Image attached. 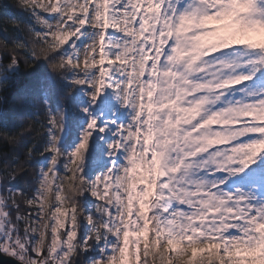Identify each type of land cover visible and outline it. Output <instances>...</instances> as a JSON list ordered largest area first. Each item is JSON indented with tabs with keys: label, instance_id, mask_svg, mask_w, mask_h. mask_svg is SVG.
<instances>
[{
	"label": "snow or ice",
	"instance_id": "obj_1",
	"mask_svg": "<svg viewBox=\"0 0 264 264\" xmlns=\"http://www.w3.org/2000/svg\"><path fill=\"white\" fill-rule=\"evenodd\" d=\"M166 2L168 14L171 15L174 26L183 24L185 20L192 17L182 15V13L192 7L194 0H166ZM248 6L250 16L259 14L264 17V0H248ZM20 8L31 11L34 19L43 27L44 31H35L31 25H28V31L33 41L46 45V47L30 46L25 36L24 40L14 38L11 43L0 38V104L4 102L6 92L11 86L9 74L5 70L19 67L28 69L40 59L45 60L54 73L69 80L72 87L66 91L65 95L70 94L73 88L79 87L89 99L86 105L79 106V110L86 119L80 123L79 138L70 144L67 150L59 146L66 127V109L61 106L53 111L46 97L34 104L33 117L24 118L19 128H10L0 115V145L16 135L24 136L26 133H31L36 126L40 129V138L46 137L39 153L34 151L37 143L28 149L27 163L33 168V177L27 186L20 183L22 177L27 176V170L19 175L11 171L17 158L6 159L0 151V165L10 169L7 179L0 176V255L16 260L17 264H26V262L27 264H73L72 256L77 251L76 242L83 240L79 253L88 258L90 264H111V261L118 256V247L113 245L112 241L119 237V232L114 228V217L119 211V205L112 200L111 195H104V186L110 181L117 180L120 172L118 166L125 163L123 157L131 144V140L127 144L124 143L126 129L131 126L134 130L136 127L133 122L136 110L130 107L135 100V92L129 89L132 93L131 100L122 95L124 82L128 77L117 71L115 66L107 75L102 74L108 69L107 63L96 64L92 67L85 66V59L80 57L78 52L89 43L90 28L93 32L99 31L88 24L86 17L82 16L84 21L82 24L75 25L77 34L72 36L71 40L67 39L69 44L73 45L71 52H67L61 48L64 42L57 44L53 40L54 34L49 31L51 21L66 19L61 16L58 4L46 9L43 3L36 4L35 0H31V3L26 2ZM93 8L95 4H90L89 15ZM39 10L53 15L44 19ZM232 14L228 12L229 16ZM222 15L225 14L222 13ZM9 24L23 32L20 25L24 23L13 14H8L4 20V25ZM71 25L72 21L68 20L64 27ZM2 30L7 31V27H3ZM113 35H115L114 29L108 28L104 30L102 38L108 40ZM195 39L203 44H211L210 51L226 50L219 53L214 51L212 57L216 61V67L220 70L218 75L223 85L264 80V49L250 47L241 53L239 49L234 50L228 47L229 43L238 44V41L221 42L220 38L213 33L202 34ZM168 43L171 45L172 41ZM73 49L76 51L74 52ZM108 51L109 55H113L119 49ZM170 51L168 47H165L162 55L168 56ZM92 56L96 57L97 53L92 52ZM192 59L195 60L196 57L193 56ZM93 75L98 77L95 89L90 80ZM143 79H148L147 74ZM221 83L216 85L217 90L222 93L217 100H221L225 92V87H221ZM105 86L114 89L112 95L120 106L130 108L131 114L128 122L102 121L101 125L97 126L100 116L93 110L92 105L97 102L96 98ZM29 90L27 85L19 88L15 93L14 101L22 103ZM64 98V96L60 97L62 102ZM223 109L239 111L242 114V123L235 125L242 131L224 137L231 142L230 145H219L216 141H209V143H217V147L209 148L207 151L201 149L199 153L203 155L194 156L196 159L191 173L199 171L200 176L208 177L207 181L193 180L188 171V164L184 163L181 166L178 162L179 156H177V162H175V167H172V171L176 172L179 168L183 173L181 179L193 180L199 187L207 190L205 195L201 196L202 202L206 207L220 208L221 211L217 215L229 217L223 220L226 228L222 236L235 238L247 234L251 228L257 226L258 222H264V97H253L248 103L234 102ZM25 126H27V131ZM97 133H111L110 136L102 137L106 143L111 167H105L95 176H89L84 161L91 154L92 143ZM114 142H119L122 146L114 149ZM110 143L111 148H109ZM34 153L36 155L47 153V165L32 166L30 161L35 156ZM258 153L259 157H257ZM254 169L259 171V175L251 178L247 183V190L241 187L234 191L231 189L224 191L228 183H231L230 177L236 173L248 177ZM112 191L116 192L118 188L113 186ZM41 192L47 195V200L41 196ZM67 193H71V196ZM17 197L24 198L23 211L17 202ZM44 205L47 207L46 217L36 216V210L43 212ZM181 208H185L184 214L186 215L189 211L186 206L176 203L169 205V213L180 216ZM233 209H235L234 212ZM66 212L67 216H65ZM169 213H165L160 219H167ZM97 216L103 218L99 224L96 223ZM237 216L241 218H235ZM40 219L45 220L42 235L45 240L49 241L48 247L33 246V241L37 236L36 224ZM138 223L142 222L138 221ZM85 226L89 233L88 236L84 235ZM195 231L194 228L193 233ZM168 235L171 236V230L168 231ZM50 236L55 239L49 240ZM181 238L189 241L186 247L192 253L188 257L191 264H197L199 255L206 248L215 247L208 243L207 237L199 239L194 235H188ZM172 254L170 251L167 253L169 257ZM227 254L226 251L225 255ZM142 264H148L147 255L142 257Z\"/></svg>",
	"mask_w": 264,
	"mask_h": 264
},
{
	"label": "rangeland",
	"instance_id": "obj_2",
	"mask_svg": "<svg viewBox=\"0 0 264 264\" xmlns=\"http://www.w3.org/2000/svg\"><path fill=\"white\" fill-rule=\"evenodd\" d=\"M35 1L37 4L43 3L46 9L59 5L61 16L66 17V19L51 21L49 31L63 29L66 37L70 40L72 36L77 34L75 25L82 24L84 22L82 16L86 17L88 24L92 28L99 29V31L93 32L90 28L89 35L91 39L78 52V55L85 59V66L92 67L96 64L107 63L108 69L104 70L103 75H107L115 66L117 71L128 77L124 82L125 87L122 95L131 100L132 93L129 92V89H133L135 92V100L130 104V107H134L136 110V115L133 118L136 127L134 130L131 126L126 129L124 143L127 144L131 140V144L126 149V155L123 157L125 163L118 166L120 172L117 180L115 182L110 181L104 186L108 189H112L113 186L118 188V191H112L113 200L119 205V211L114 217V228L119 232V237L112 241L113 245L118 247V256L111 261V264H142V257L145 256L148 243H150L149 251L156 256V263L158 264H168L169 261L172 264L171 262L179 253H182L183 259L180 262L191 263L188 257L192 253L186 247L189 241L181 238L188 235H194L195 238L199 239L207 237L208 243L215 245V247L206 248L199 255L197 264H211L215 260L213 256L219 257V263L222 264H264V222H258L257 226L251 228L245 235L235 238L222 236L226 228L223 220L229 217L217 215L221 211L220 208L205 206L201 196L205 195L207 190L199 187L193 180L207 181L208 177L200 176L199 171L191 173L196 159L194 156L200 157L203 155L199 153L201 149L207 151L209 148H216L217 143L219 145H230L231 142L224 139V137L242 131V129L235 127V125L242 123V114L235 110L228 111L223 107L234 102L248 103L251 102L253 97H264V84L261 80L251 82L246 87H241L238 84L236 86L232 85L230 87L232 89H228L223 85L218 75L220 70L216 67V61L212 57L214 51L219 53L226 50L215 49L210 51L211 44H203L195 37L213 33L220 38L221 42L235 40L240 43L244 42L243 39H246L249 33L252 42L247 46L239 45L240 47H237V44H228L230 49H239L242 53L250 47L264 49V28L259 31L254 30L255 25L251 19L245 18L246 14H242L240 11L232 12L231 9H228L225 15L219 18L214 16L212 20L207 22L190 17V22L185 20L183 24L174 26L171 15L168 14L166 0H143L142 4L138 2L139 0H126L127 5H131L133 10H141V15L135 22L128 19L127 11L121 14L114 3L116 0ZM236 2H239V0H236ZM90 4H95L91 15L88 14ZM228 12L233 14L229 16ZM147 13H150V16ZM45 14L47 15L46 19L53 15L50 13ZM68 20L72 21V25L64 27ZM108 28L114 29V32L119 34L104 40L102 38L104 30ZM143 28L149 34L147 38L151 42L150 45H147V48L145 41H143ZM197 29L200 30L197 31ZM130 34H133L134 38ZM168 36L172 39L171 45L168 43ZM178 39L187 41L190 47L178 46L171 61L166 60V56L162 55L165 45L171 50L176 46ZM194 45H198V47H194ZM110 49H119V51L109 55L108 50ZM75 51L76 49H74ZM92 52H96L97 56L93 57ZM193 56L196 57L195 60L192 59ZM186 58L196 67V71L191 73L188 78L190 84L193 80L195 81L194 86L186 89L181 88L179 99H177L176 88L172 89V95L169 98H162L161 89L166 87L163 81L173 85L179 83L177 79L179 73L176 66L185 63ZM165 65H168V67H165ZM7 70L12 71L15 68ZM166 73L171 75H166ZM146 74L147 80L143 79ZM90 80L93 89H95L98 77L93 75ZM103 83L107 82L103 81ZM218 83H221V87H225L221 100H217L222 95L217 90L216 85ZM239 84H242V81ZM212 90H216V92L208 93ZM113 91L114 89L105 86L97 96V102L92 105L93 110L100 116V119L97 120L98 127L102 121L128 122L130 119V108L120 106L112 95ZM88 99V96L81 90V94L78 96L79 106L86 105ZM183 109H196V113L193 115L190 111H182ZM177 113H179V118ZM82 115L84 116L83 113ZM141 117L143 118L141 119ZM196 118L199 120L198 124L194 129H188L187 125ZM201 129H210L213 134L201 136L197 139L196 134ZM188 133H191L189 139L195 141V146L191 149L185 143V136ZM105 135L110 136L111 133H100L103 149L97 158L99 166L95 171H91L93 176L102 172L105 167H111L106 143L102 139ZM158 137L159 139H157ZM209 141H216L217 143H209ZM177 143L183 151L179 149L173 151V149H176ZM158 144L159 147H157ZM121 146L119 142L113 143L114 149ZM259 155L258 153L257 157ZM177 156L180 158L178 162L181 166L184 163L188 164V171L193 180L181 179L183 173L179 168L176 172L172 171L173 166L168 164L167 160L173 159L177 162ZM137 169H142L143 183H150L151 190L156 196L160 195L159 189L156 187L157 175L164 178V180L159 179V186L161 189L162 181L171 196L167 199L166 195V200L170 202L171 199H174L179 204L185 205L189 211L185 215V208H181L180 216H174L168 212L167 220L171 236L162 237L161 234H158L159 243L154 242L153 244L152 241L150 242L144 228L136 227V231L133 232L134 240L130 255L128 254L129 237L127 230L128 225H130L128 223L131 221L130 200L132 190H134L130 179L132 172ZM250 176L244 177L242 174L236 173L229 178L231 183H228V187L224 191L230 189L234 191L241 187L247 190ZM144 189L145 186L141 184L139 190L141 194L139 196H143ZM40 194L47 200L48 197L44 192ZM232 211L234 212L235 209ZM46 215V205H44L43 212L39 210L36 212L38 217H46ZM65 216H67V212ZM235 218L241 217L237 216ZM44 223L45 220L40 219L36 224L37 236L33 241L34 247H48L49 241L45 240L42 235ZM194 228L196 229L195 233H193ZM54 239V237H49V240ZM249 239H251V243L247 242ZM165 241L167 244H165ZM213 249H216L219 253L216 251L213 255ZM169 251L173 253L170 257L167 255ZM226 251L227 255H225ZM86 264H90L89 259H87Z\"/></svg>",
	"mask_w": 264,
	"mask_h": 264
},
{
	"label": "trees",
	"instance_id": "obj_3",
	"mask_svg": "<svg viewBox=\"0 0 264 264\" xmlns=\"http://www.w3.org/2000/svg\"><path fill=\"white\" fill-rule=\"evenodd\" d=\"M31 3V0H0V38L5 41L11 43V41L15 39L28 41L30 46L41 48L46 47V45H41L36 43L31 38V33L28 31V25H31L35 31H44L43 27L34 19L31 11L20 8V6L24 3ZM36 2V1H35ZM37 4V2H36ZM42 18L46 19V14L43 10H39ZM8 14H13L24 24H21L20 27L23 32L13 26V25H4V20L7 18ZM7 27V31H3L2 28ZM52 32V31H50ZM53 40L57 42V44L64 42V45L61 46L67 52H71L72 44H69L67 41L68 37H66L63 29H57L52 32ZM251 36L248 33L247 38L243 39L244 42H240V44H250ZM74 51V49H73ZM9 74L11 80V86L6 92V98L2 104H0V115L3 116L4 121L9 125L10 128H19L24 118H31L34 115V104L38 103L42 98H47L50 101V106L53 111H55L58 107L63 106L66 109V127L68 128V135L65 138L64 142L60 143L59 146L68 149L69 145L74 143L79 138V129L80 123L84 120V116L79 110V101L78 96L81 94V89L79 87L73 88L71 93L65 95L66 91L71 88V84L68 79L62 78L57 73H54L52 69L49 68L48 63L43 60H37L32 66L28 69H24L22 67L15 68V70L8 71L5 70ZM248 82V81H246ZM29 86L28 95L25 97L22 103H16L14 101L16 91L23 87ZM64 96L63 102L60 97ZM98 126V121H97ZM25 130L27 131V126H25ZM40 129L38 126L34 127L31 133H26L24 136L16 135L12 139L7 140L6 143L0 145V151L3 152L6 159L11 157H16L17 162L11 171H15L17 175L25 172L27 170V176L22 177L20 183L27 184L31 183V178L33 177V168L29 166L27 163L28 160V149L35 145L34 151L39 153L46 141V137L42 136L40 138ZM40 138V140H39ZM100 133H97L95 140L92 143V151L91 154L87 156V159L84 161L87 167V171L89 176H93L91 171H95V169L99 166L97 158L101 153L103 146L100 140ZM30 164L32 166H46L48 162V154L39 155L34 153ZM62 164V161H61ZM62 170V167H61ZM142 169H137L132 172L131 176V184L133 186L132 197L130 200V218L128 224V248L129 253L131 252L132 242L134 240V233L136 231V227L144 228V232L147 235L148 240L151 242L159 243L157 236L161 234L162 237H166L168 235V220H161L160 218L164 216L165 213L169 212V205L172 203L178 204L176 201H168L165 196L167 194L166 187L161 188L159 186L160 180H164V178L158 177L156 182V187L159 189L160 195L156 196L151 190V184L148 182L143 183L142 178ZM10 169H8L4 165H0V176L4 179L8 178V173ZM138 171V173H136ZM254 174L259 175V171L254 169ZM144 185V194L143 196H139L141 192L140 186ZM67 192V190H66ZM68 196H71V193H67ZM104 195H111L113 200V192L112 189H108L104 187ZM167 197V196H166ZM17 202L21 205V211L24 208V198L17 197ZM37 212V210H36ZM103 218L97 216L96 223H101ZM138 221L142 223H138ZM159 229V230H158ZM84 235L88 236L89 233L86 230V226L84 229ZM167 241V240H166ZM165 241V244L167 242ZM92 242V241H90ZM77 251L73 253L72 260L73 264H86L87 259L82 254L79 253V247L83 244V240L77 241ZM150 243L146 245L145 255L148 256V264H158L156 263V256L150 253L149 251ZM216 249H213L216 252ZM218 252V251H217ZM219 253V252H218ZM131 255V254H130ZM215 257L214 261L211 264H222L219 263L218 257ZM182 253H179L176 258L171 262L172 264H191L182 261Z\"/></svg>",
	"mask_w": 264,
	"mask_h": 264
},
{
	"label": "clouds",
	"instance_id": "obj_4",
	"mask_svg": "<svg viewBox=\"0 0 264 264\" xmlns=\"http://www.w3.org/2000/svg\"><path fill=\"white\" fill-rule=\"evenodd\" d=\"M231 9L232 12L240 11L242 14H246V19H251L253 24L255 25L254 30L259 31L262 28H264V17H262L259 14L255 15H249V6H248V0H239V2H236V0H194L192 7L189 9H186L182 15H191L194 19L202 22H207L212 20V18L215 16L219 18L223 14H226V10ZM200 29H197L199 31ZM183 45L184 48L190 47V44L187 41H181L177 40L176 46H174L171 51L169 52L168 56H166V60L171 61V58L173 57V54L175 53L178 46ZM165 67H168V65H165ZM177 71L179 73L177 79L179 83L177 84H168L167 81H163V83L166 85V87L161 89V96L162 98H169L172 95V89L176 88L177 92V99L180 97V89L181 88H187L192 87L195 84V81L193 80L192 83H189V75L196 71V67L187 60L185 63L176 66ZM166 75H171L170 73H166ZM182 111H190L193 115L196 113V109H183ZM177 117L179 118V113H177ZM213 134L211 130H205L201 129L197 134L196 138L198 139L201 136H208ZM191 137V133L186 134L185 136V143L187 144V147L191 149L195 146V141L189 139ZM159 139V137L157 138ZM179 139V138H178ZM167 143V141H165ZM112 147V144H109V148ZM159 147V144L157 145ZM180 150V145L177 143L175 150ZM168 164H171L173 167H175V160L169 159L167 160ZM248 243H251V239L247 241ZM230 243V241H229Z\"/></svg>",
	"mask_w": 264,
	"mask_h": 264
},
{
	"label": "bare ground",
	"instance_id": "obj_5",
	"mask_svg": "<svg viewBox=\"0 0 264 264\" xmlns=\"http://www.w3.org/2000/svg\"><path fill=\"white\" fill-rule=\"evenodd\" d=\"M138 2H140L142 4L143 0H139ZM114 3L118 7V10H120L121 14H124V12L127 11L126 13H128V19H130L131 21L135 22L137 19H139V16L141 15V10H138V11L133 10V7L131 5H129V4L127 5L126 0H116ZM147 15L150 16V13H147ZM114 34H119V33L114 32ZM147 36H149V34H147L145 29L143 28V41H145L144 43L146 44V48H147V45L151 44V42L149 41ZM131 37L134 38V35L132 34ZM169 41H172L171 37H169ZM165 46L167 47V45H165ZM106 166H108V165H106Z\"/></svg>",
	"mask_w": 264,
	"mask_h": 264
},
{
	"label": "water",
	"instance_id": "obj_6",
	"mask_svg": "<svg viewBox=\"0 0 264 264\" xmlns=\"http://www.w3.org/2000/svg\"><path fill=\"white\" fill-rule=\"evenodd\" d=\"M196 123H197V120H194L191 124L188 125V128H190V129L194 128ZM66 130H68L67 127H65V132L62 133V138H61L60 143H62L65 140L66 136H67V131ZM0 264H17V261L14 260V259L9 258L7 256L3 257L2 255H0Z\"/></svg>",
	"mask_w": 264,
	"mask_h": 264
}]
</instances>
